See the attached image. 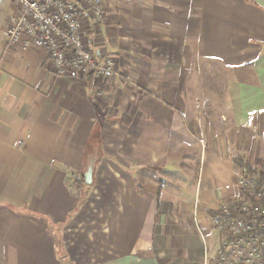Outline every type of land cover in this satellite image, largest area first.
I'll use <instances>...</instances> for the list:
<instances>
[{"label":"crops","instance_id":"0c3cea01","mask_svg":"<svg viewBox=\"0 0 264 264\" xmlns=\"http://www.w3.org/2000/svg\"><path fill=\"white\" fill-rule=\"evenodd\" d=\"M82 8L114 79L7 46L0 0V264H202L210 217L240 196L234 160L264 164V0Z\"/></svg>","mask_w":264,"mask_h":264},{"label":"built area","instance_id":"2783aa9c","mask_svg":"<svg viewBox=\"0 0 264 264\" xmlns=\"http://www.w3.org/2000/svg\"><path fill=\"white\" fill-rule=\"evenodd\" d=\"M9 1L16 15L6 28L7 46L21 42L23 49L45 51L58 77L81 74L111 80L118 76L112 58L93 56L81 28L83 5L101 22L104 0ZM256 169L259 174L238 177L240 196L221 203L210 217L218 247L212 259L205 253L202 264H264V164Z\"/></svg>","mask_w":264,"mask_h":264},{"label":"rangeland","instance_id":"374dc122","mask_svg":"<svg viewBox=\"0 0 264 264\" xmlns=\"http://www.w3.org/2000/svg\"><path fill=\"white\" fill-rule=\"evenodd\" d=\"M116 71H117V69H116ZM204 105V103H202V106ZM204 107V106H203ZM88 167H92V169H93V164H90V163H87L86 164V167H85V169L82 171V173H80L79 174V177H78V179H79V188H83V189H85V194H86V191H87V189H88V187L87 186H84V182H83V174L86 172V170L88 169ZM260 169L262 170V166L260 167ZM263 171V170H262ZM256 174H259V173H256ZM82 176V177H81ZM192 185V184H191ZM190 185V186H191ZM168 185H166V187H167ZM190 186H188V188L189 189H191V187ZM90 187V186H89ZM92 187V186H91ZM162 188H165V186H162ZM91 191V190H90ZM193 194V193H192ZM87 195L86 196H84V200H86L87 199ZM217 234V233H216ZM213 242L212 243H210L209 244V250H211V248H212V252L214 251V252H216V250H217V247H218V235H216V237L215 236H213ZM211 256V255H210ZM203 261H204V259H203ZM203 263V262H202ZM210 263V262H209Z\"/></svg>","mask_w":264,"mask_h":264},{"label":"trees","instance_id":"16d2710c","mask_svg":"<svg viewBox=\"0 0 264 264\" xmlns=\"http://www.w3.org/2000/svg\"><path fill=\"white\" fill-rule=\"evenodd\" d=\"M234 163L244 173L252 174L253 175V174H256L257 173L256 166H258L261 162L260 161H255L253 163H250V162H247V161L235 159L234 160ZM228 203H230V201H228Z\"/></svg>","mask_w":264,"mask_h":264},{"label":"water","instance_id":"95a60500","mask_svg":"<svg viewBox=\"0 0 264 264\" xmlns=\"http://www.w3.org/2000/svg\"><path fill=\"white\" fill-rule=\"evenodd\" d=\"M92 174H93L92 167H88L86 172L83 174L84 185H86V186L92 185Z\"/></svg>","mask_w":264,"mask_h":264}]
</instances>
